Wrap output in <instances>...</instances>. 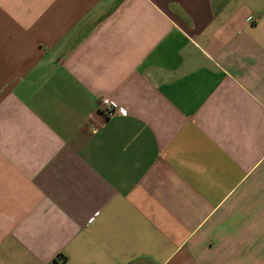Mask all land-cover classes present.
Instances as JSON below:
<instances>
[{"label": "crops", "instance_id": "obj_1", "mask_svg": "<svg viewBox=\"0 0 264 264\" xmlns=\"http://www.w3.org/2000/svg\"><path fill=\"white\" fill-rule=\"evenodd\" d=\"M0 264H264V0H0Z\"/></svg>", "mask_w": 264, "mask_h": 264}, {"label": "built area", "instance_id": "obj_2", "mask_svg": "<svg viewBox=\"0 0 264 264\" xmlns=\"http://www.w3.org/2000/svg\"><path fill=\"white\" fill-rule=\"evenodd\" d=\"M101 111H103L107 118H113L118 115H127V111L125 109L117 107L112 101L107 98H104L101 101Z\"/></svg>", "mask_w": 264, "mask_h": 264}]
</instances>
